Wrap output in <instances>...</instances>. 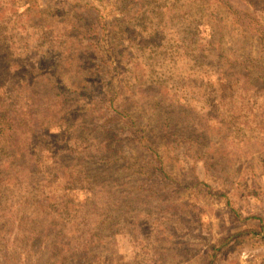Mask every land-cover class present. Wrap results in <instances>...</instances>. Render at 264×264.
I'll return each mask as SVG.
<instances>
[{
  "label": "rangeland",
  "instance_id": "obj_1",
  "mask_svg": "<svg viewBox=\"0 0 264 264\" xmlns=\"http://www.w3.org/2000/svg\"><path fill=\"white\" fill-rule=\"evenodd\" d=\"M52 1L0 0V22L11 26L0 27V264H207L216 242L260 229L264 0H71L70 11L55 2L51 15ZM79 9L86 50L98 68L113 66L103 82L119 90L124 51L123 78L132 77L136 98L141 84L153 86L131 117L99 107L86 117L71 67L37 65L45 57L65 63L55 49L44 56L51 35L43 29ZM116 25L133 38L112 34ZM250 58L257 67L245 70ZM23 63L33 64L39 92L51 94L53 85L56 99L68 98V116L44 115L57 111L42 100H19L38 92L25 85ZM77 74L92 85L87 69ZM233 76L257 91L250 103L233 101L234 111L222 92L239 88ZM33 109L35 129L26 119ZM3 110L28 123L19 124L17 147L1 134ZM164 124L173 130L162 131ZM217 264H264V244L247 238L226 247Z\"/></svg>",
  "mask_w": 264,
  "mask_h": 264
},
{
  "label": "trees",
  "instance_id": "obj_2",
  "mask_svg": "<svg viewBox=\"0 0 264 264\" xmlns=\"http://www.w3.org/2000/svg\"><path fill=\"white\" fill-rule=\"evenodd\" d=\"M55 2H60V5L62 7V13H65L67 11H70L71 8L73 7L72 1L71 0H53L50 4V7L47 9V11L50 12L51 15L55 13L56 6ZM78 5V4H77ZM76 5V6H77ZM53 8V9H52ZM70 9V10H68ZM77 10V9H76ZM55 16V15H54ZM51 17L52 19L54 18ZM77 16L79 19H82V11L79 9L78 12H76L75 15H73L70 19L65 20L64 24H60L56 22V20H51L49 24L45 25V28L43 29L46 31L47 35H51L50 40L47 42L48 43V49L45 51L44 56H49L53 49H55L58 54L61 53H66V60L64 64L60 63H52V60L44 58L43 61L39 60L37 62L38 66H49L50 70L54 72H60V69H64L68 66L71 67L72 69V77L75 80V85L79 87L76 92L80 96L78 98L74 97L75 99H80L78 101H82L84 104H86V109L85 115L86 117L88 114H96L95 109L100 108V112L103 113L105 110H108L110 108V112L115 110L117 112V115H124L131 117V109L133 105L139 104L145 97H149V92L151 88L153 87H146V85L141 84V86L137 89L138 94L136 98L135 94V89H133V84L134 82L131 81V76L128 74L127 76L130 78H123L125 73L128 71L129 67V58L123 51V57H121V80H120V88L119 90H116L115 87L111 86L108 87L104 82V76L107 75L106 73H110V70L113 68L109 69L107 67H104L102 65L101 68H98L96 65H100L98 62V57L95 55L93 51H88L86 50V45H88L87 39L90 37V33L87 34L85 29L87 27H82L77 25L76 21L78 20L75 18ZM91 18H89V21ZM34 25L37 23V21L33 20ZM11 28L9 25H5L3 22H0V27L5 28V27ZM76 26V27H74ZM42 30V31H43ZM98 30V29H97ZM43 31V32H44ZM65 32V36L63 34ZM119 34V36H124L125 40L127 39H132L130 33V28L126 27L124 29V32L116 25L115 29H113L112 34ZM62 36V39L60 36ZM95 36V35H94ZM126 36V37H125ZM113 46L117 51L121 49V45L119 42H114ZM124 49L125 46L123 45ZM11 46L7 47V50H9ZM96 48L102 51L103 47L97 46ZM121 52V51H119ZM133 52V51H132ZM46 60V61H45ZM48 60V62H47ZM77 61V62H76ZM254 59L250 58L248 60L249 65L248 67L245 68V70L252 68V67H257L255 64H253ZM227 62V61H226ZM225 64L227 65V63ZM233 63H238V60H233ZM243 63V62H242ZM7 65L6 63H4ZM139 64H137L138 66ZM8 66V65H7ZM22 66H24V76H25V85H31V89L37 88L38 92H25L24 94L21 93L20 99L22 100V97H26L28 101H30L29 105L32 106L41 100L47 104H51L52 107H54L57 111V113L51 112L48 108L43 109V113L46 116L51 117L53 114H58L60 118H62V115L68 116V98L67 97H62L60 99H56L55 95H59V92H56V89L54 88L53 85H51L52 88V93L51 94H45L44 92H39L40 91V84L36 79L32 78L33 75V69L34 67L33 64L30 67L28 63H23ZM13 67V66H12ZM54 67V68H51ZM87 69L91 75L88 76V80L92 83L90 85L83 77H81L77 73H81ZM108 71V72H107ZM111 75H114L111 70ZM233 82L239 83L237 86L239 87L238 89L228 91L227 88L223 89L222 92L226 93L230 98H228L227 101H225V105L229 106L232 108V111L235 110L233 107L232 103L233 101H236L238 98L243 100V103L246 102L250 103L254 99V97L257 94V91L254 90L253 87H251L245 80H237L235 76L232 77L231 79ZM111 81V80H108ZM122 82V83H121ZM110 85V84H109ZM27 88V86L25 87ZM69 92L72 91V89L68 90ZM117 91H119L117 93ZM21 92V91H20ZM254 101V100H253ZM144 102V101H143ZM29 116L26 117V119H35L34 122V129L36 127H40L39 125V119L37 118L38 112L33 109L28 113ZM107 114V113H106ZM1 116L3 117L4 126L2 127L1 131L3 135H5L6 138L5 140H8V143L10 142L11 145L17 147L18 145L16 144L17 137L19 134V124L21 129L27 128L28 123L25 121H20V119L14 117L9 111L3 110L1 113ZM85 117V118H86ZM111 118V116L109 117ZM87 119H84V122H86ZM229 119H225L226 123H229ZM23 122V123H22ZM80 123L84 125L83 121L81 120ZM114 127H112L113 129ZM233 129V127H231ZM162 131L170 132L173 130L172 124H167L163 125L161 127ZM36 131V130H35ZM193 134L194 132L191 131ZM175 188V187H174ZM169 215H175L178 216L183 220L185 224L189 222V219L186 215L183 213H178L171 211ZM168 215V216H169ZM251 237H257L261 239V241L264 244V225L262 224V227L260 229L257 228H245L243 231H239L237 233L231 234L227 237H224L221 239L219 243L216 242V244H213L210 247V250L208 251L206 255V263L207 264H217L218 263V258L220 254L223 252V250L228 247V248H234L238 243H242L244 240L247 238ZM146 251H149L146 250ZM156 255L155 258H158L159 260L164 259L166 253L164 250L156 249L155 251Z\"/></svg>",
  "mask_w": 264,
  "mask_h": 264
}]
</instances>
